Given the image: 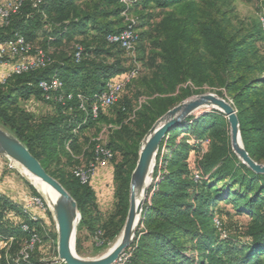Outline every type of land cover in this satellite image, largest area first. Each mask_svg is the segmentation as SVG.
<instances>
[{"label":"trees","instance_id":"1","mask_svg":"<svg viewBox=\"0 0 264 264\" xmlns=\"http://www.w3.org/2000/svg\"><path fill=\"white\" fill-rule=\"evenodd\" d=\"M150 9L168 12L156 28L157 35H149L155 39L148 74L137 70L126 86L135 84L139 96L147 99L138 108L129 104L118 108L116 137L107 143L114 159L117 151L123 159L115 166V206L104 216L91 182L82 183L71 169L82 165L85 132L113 107L102 108L95 117L97 96L110 81L137 69L108 36L125 29L127 16L134 11L140 32L143 13ZM16 34L43 48L50 63L13 74L0 84V120L76 199L81 212L79 255L83 256L87 237L107 248L122 232L130 208L131 178L145 136L169 110L205 87L234 103L244 145L255 161L264 163L260 22L250 27L234 24L228 12L207 0H130L129 4L124 0H24L7 23H0V42ZM140 36L141 42V32ZM68 45H73L71 54L63 53ZM77 45L82 47L79 60ZM54 77L61 80L62 88L52 91L55 98L48 100L40 83ZM60 96L62 101L57 100ZM31 97L50 104L51 112L37 116L26 110L21 101ZM207 139L210 142H202ZM96 143L95 139L87 164L93 160ZM153 178L124 264H264V173L251 169L234 152L230 123L223 112L213 109L193 115L174 127L160 146ZM223 202L236 215L250 218L237 236L226 232L223 237L225 216L232 215L221 210ZM23 209L0 194V237L6 241L14 237L10 246L18 244L21 250L31 236L22 224H30L44 238L31 257V264H38V254L50 255L51 242L43 235V220L30 219ZM9 210L23 214V220L13 223L6 218ZM51 230L57 235L56 228ZM0 264L20 262L5 249Z\"/></svg>","mask_w":264,"mask_h":264},{"label":"water","instance_id":"2","mask_svg":"<svg viewBox=\"0 0 264 264\" xmlns=\"http://www.w3.org/2000/svg\"><path fill=\"white\" fill-rule=\"evenodd\" d=\"M205 108L217 109L226 115L230 123L234 152L251 169L264 173V163L255 161L244 145L238 110L232 101L212 92L187 98L158 119L145 136L139 160L131 178L130 208L121 237L114 247L97 258L82 257L76 250L78 225L81 220L76 199L58 178L44 168L40 160L15 134L0 126V153L42 178L58 193L52 211L57 224L60 264H113L126 252L136 236L163 140L174 127Z\"/></svg>","mask_w":264,"mask_h":264},{"label":"rangeland","instance_id":"3","mask_svg":"<svg viewBox=\"0 0 264 264\" xmlns=\"http://www.w3.org/2000/svg\"><path fill=\"white\" fill-rule=\"evenodd\" d=\"M210 3L216 2L218 7L222 8L223 12H228V17H230L234 24H242L246 27L250 26H256L259 25V16L262 12H264V0H207ZM168 11L165 10H159V9H150L146 11L145 18H141L140 20V32L142 33V40L139 44V52L136 53L134 57H131L129 55L125 56L124 58L127 60L129 65H136L137 70L140 71V74H148V63L149 59L152 56V46L154 44V39L151 38L149 35L153 34V36L157 35V27L159 23L161 22L162 17L167 13ZM137 11L132 12L130 17H135ZM144 15V16H145ZM150 15L151 17H148ZM1 23V22H0ZM146 33V34H145ZM80 40V39H79ZM67 54H71L73 52V45L65 46L64 49H62ZM206 92H212L214 94L219 95L215 90H212L209 87H205L204 91L199 93H206ZM198 94L193 95L192 97L196 96ZM221 96V95H219ZM147 99L146 96H139L138 94V87L135 86V84L129 85L125 91L123 92L121 98L119 101L113 105V107L107 111V117L105 119H101L97 122V125L88 131L85 132V140L84 145L85 146V157L82 158V165H86L91 154L93 151V142L96 139L97 136H101L105 143H108L113 139L115 136V128L119 124V113L118 108L129 104V106H134L138 108L145 100ZM230 100L229 98H227ZM231 101V100H230ZM105 108V107H104ZM213 110L212 108H205L201 109L194 115H201L205 112ZM127 125L130 123L127 122ZM0 126L7 129V127L4 126V124L0 120ZM181 139L183 136L180 137ZM190 140L192 138L190 137ZM193 141V140H192ZM164 151H166L164 149ZM123 159L122 153L116 152V157L113 161L110 162V166L114 169V180L112 184V191H116V181H115V166L117 163L121 162ZM18 165V164H17ZM18 168H20L21 171H16L20 174V176L27 182V184L31 187H34L36 191L38 192L39 196L43 199L45 203V210H42L43 214L46 215L47 220L50 219L49 225L44 223L43 221V235L47 238V240L51 242V253L50 255H42L41 253L37 255L38 264H55L53 263L52 258L55 255H58V232L57 235L52 234L53 228H56V221L53 214V206L48 200V197L46 193L43 191V189L40 187V185L36 184L30 177L28 176V172L26 169L23 168V166L18 165ZM69 170V169H68ZM71 172H73V168L71 169ZM110 174L112 175V172L109 171L108 176L105 178L109 180ZM99 180V179H98ZM97 180V181H98ZM154 181V179H153ZM152 181V182H153ZM38 196V195H37ZM221 210H229L232 212V215L225 216V229L224 232L228 235L237 236L239 231L241 229H244L246 225L250 222V218L246 216H239L234 213V210L232 206L227 205L226 203H221ZM45 212V213H44ZM121 237V233L116 237L114 241H112L107 248H102V244H93V241L91 237H87L84 241L83 245V256L85 258H97L109 251L110 248L114 247L119 238ZM8 247V248H7ZM6 249L7 253L10 255V257L14 256L18 258V250L19 246L17 244V247L15 246H8L4 239L0 237V258L3 255L4 250ZM8 249V250H7Z\"/></svg>","mask_w":264,"mask_h":264},{"label":"built area","instance_id":"4","mask_svg":"<svg viewBox=\"0 0 264 264\" xmlns=\"http://www.w3.org/2000/svg\"><path fill=\"white\" fill-rule=\"evenodd\" d=\"M124 1L128 4L130 2V0ZM23 2L24 0H0V22L2 24L7 23L12 14L16 13L21 8ZM259 22L264 34V12L260 14ZM137 23V17L127 16V27L118 33L110 34L108 36V40L111 43L121 46V48H123L130 57H134L136 55L141 39ZM81 53L82 47L77 45L76 58L78 60L81 58ZM0 62H13V71L8 76L10 77L13 74H23L29 71L45 68L49 65L50 58L43 48L33 46L23 35L16 34L13 38L0 42ZM136 74L137 69H134L108 83L107 89L97 96L96 101L93 104V114L95 117L99 116L102 108L112 106L119 101L126 86L133 80ZM40 86L46 92L47 99L50 100L55 98L51 95L52 91L61 89L62 82L59 78L54 77L51 81H42ZM63 99L64 96L57 98L59 101H62ZM82 108L86 110V105L84 103L82 104ZM96 141L97 143L94 149L93 160L89 164L77 166L73 170L74 175L84 184L92 181V178L96 174L99 167L109 164L114 159V152L107 146V143L104 142L102 135L98 136ZM202 142L207 143L210 142V140L207 139ZM6 159L10 169H17L20 171L16 161L9 157H6ZM34 209L45 210V203L43 199L37 195H33L29 198L24 206L23 213L30 219L38 222L41 218L37 213H34ZM216 221L220 226V221ZM22 230L24 232H30L31 236L20 250L17 262H20V264L23 262L31 264L32 254L36 251L39 245L44 243V238L40 232L33 230L28 223L22 224ZM223 237H226L225 233H223ZM13 241L14 237H11L10 240L6 241V243L10 247ZM126 259L127 256L124 253L113 264H124ZM51 261L55 264L61 263L58 255H55Z\"/></svg>","mask_w":264,"mask_h":264},{"label":"crops","instance_id":"5","mask_svg":"<svg viewBox=\"0 0 264 264\" xmlns=\"http://www.w3.org/2000/svg\"><path fill=\"white\" fill-rule=\"evenodd\" d=\"M13 67V62H0V84L8 78V76L13 71ZM21 104L26 110L37 116L44 115L48 112H51L52 110L50 104H47L43 100L36 97H31L28 100H23L21 101ZM109 171L112 172V175L110 174L108 180L105 177L108 176ZM113 180L114 169L112 168V166H110L109 163L107 165L99 167L91 181V185L96 192L99 208L104 216H108L113 211L115 206V191H112ZM0 194L6 196L11 202L20 205L21 207H24L29 198L34 195L31 187L20 176V174L16 170L10 169L8 167L6 156L1 153ZM33 211L40 216L44 223H46L47 225L51 223L50 219L47 220L46 215L42 213V210L34 209ZM7 217L10 218L15 224H18L24 218L23 214H20L14 210H9L6 214V218ZM52 231L54 234V230Z\"/></svg>","mask_w":264,"mask_h":264},{"label":"bare ground","instance_id":"6","mask_svg":"<svg viewBox=\"0 0 264 264\" xmlns=\"http://www.w3.org/2000/svg\"><path fill=\"white\" fill-rule=\"evenodd\" d=\"M17 164L20 165L19 163H17ZM23 168L26 169L25 167H23ZM27 172H28V176L30 177V179H32L36 184L40 185V187L46 193V195L48 197V200L50 201V203L52 204V206H54V204H55V202L57 200V197H58L57 191L53 187H51L49 184H47L42 178H40L39 176H37L36 174L30 172L29 170H27ZM78 221H79V219H78Z\"/></svg>","mask_w":264,"mask_h":264}]
</instances>
